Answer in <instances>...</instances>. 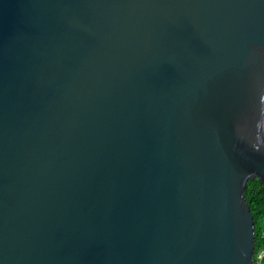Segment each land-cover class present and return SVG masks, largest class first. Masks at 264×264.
<instances>
[{
	"label": "water",
	"instance_id": "95a60500",
	"mask_svg": "<svg viewBox=\"0 0 264 264\" xmlns=\"http://www.w3.org/2000/svg\"><path fill=\"white\" fill-rule=\"evenodd\" d=\"M264 0H0V264H252Z\"/></svg>",
	"mask_w": 264,
	"mask_h": 264
},
{
	"label": "trees",
	"instance_id": "16d2710c",
	"mask_svg": "<svg viewBox=\"0 0 264 264\" xmlns=\"http://www.w3.org/2000/svg\"><path fill=\"white\" fill-rule=\"evenodd\" d=\"M244 200L253 217L254 224V255L264 248V184L256 178L247 181L243 193ZM264 264V260L262 262Z\"/></svg>",
	"mask_w": 264,
	"mask_h": 264
},
{
	"label": "built area",
	"instance_id": "2783aa9c",
	"mask_svg": "<svg viewBox=\"0 0 264 264\" xmlns=\"http://www.w3.org/2000/svg\"><path fill=\"white\" fill-rule=\"evenodd\" d=\"M261 236L264 238V232H262ZM264 260V248L258 251L255 255L253 254L252 264H262Z\"/></svg>",
	"mask_w": 264,
	"mask_h": 264
}]
</instances>
